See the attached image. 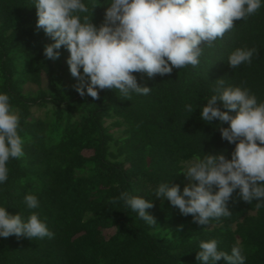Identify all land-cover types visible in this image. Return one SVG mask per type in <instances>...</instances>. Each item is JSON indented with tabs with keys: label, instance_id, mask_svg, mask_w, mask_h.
Segmentation results:
<instances>
[{
	"label": "trees",
	"instance_id": "trees-1",
	"mask_svg": "<svg viewBox=\"0 0 264 264\" xmlns=\"http://www.w3.org/2000/svg\"><path fill=\"white\" fill-rule=\"evenodd\" d=\"M35 2L0 0V93L18 109L24 151L8 161L0 206L24 220L38 214L54 236L0 237V264H201L199 243L212 239L229 254L239 243L244 264H264V206L243 201L239 189L228 201L232 214L206 226L155 196L161 183L178 184L181 192L194 183L179 174L181 162L194 155L222 152L231 159L235 144L219 130L229 124L200 117L216 80L247 88L264 102V0L211 47L202 43L197 66L152 78L133 73L139 85L151 88L149 94L132 92L126 99L116 89H103L96 100L72 87L77 81L63 46L57 60L45 58L44 46L53 41L36 29ZM82 2L90 9L98 5L89 15L99 27L111 0ZM237 48H256L258 54L250 65L232 68L228 58ZM27 84L37 89L26 90ZM218 106L225 110L222 102ZM122 192L150 200L154 206L146 211L157 224L149 226L123 200L110 202ZM29 194L38 208H27Z\"/></svg>",
	"mask_w": 264,
	"mask_h": 264
},
{
	"label": "clouds",
	"instance_id": "clouds-1",
	"mask_svg": "<svg viewBox=\"0 0 264 264\" xmlns=\"http://www.w3.org/2000/svg\"><path fill=\"white\" fill-rule=\"evenodd\" d=\"M36 29H42L53 42L44 46V56L57 60L63 46L69 56L66 60L70 74L76 79L72 87L83 97L99 99V90L116 89L126 99L130 94L147 95L151 88L137 83L133 73L147 74L149 78L170 74L173 68L197 66L202 55V43L211 47L218 38L234 27V22L255 14L261 0H111L104 21L97 27L90 17L91 9L82 0H36ZM258 54L256 48H237L229 58L232 68L251 64ZM83 70V74L81 73ZM215 94L201 107L200 117L211 123L218 120L229 127H220L222 139L235 144L231 159L221 153L194 155L182 161L183 174L189 183L180 190L178 184L161 183L155 196L163 197L184 216L191 215L199 225H208L211 219L228 217L232 212L228 201L235 190L243 201H257L264 206V102L258 103L247 88L225 87V81L216 80ZM222 102L223 109L218 106ZM187 111L193 112L191 105ZM18 109L10 104V97L0 93V184L8 180L10 159L24 156L23 140L18 133ZM27 208L36 209L35 195H26ZM123 200L149 226L157 221L147 209L150 200L122 192L111 203ZM182 230L183 226H179ZM12 235L29 239L48 237L49 231L38 214L24 220L18 213L0 206V237ZM196 259L201 264H244L242 246L237 243L231 253L218 250V241H200Z\"/></svg>",
	"mask_w": 264,
	"mask_h": 264
},
{
	"label": "rangeland",
	"instance_id": "rangeland-1",
	"mask_svg": "<svg viewBox=\"0 0 264 264\" xmlns=\"http://www.w3.org/2000/svg\"><path fill=\"white\" fill-rule=\"evenodd\" d=\"M46 82H47V81H46V77H44L43 86L46 85ZM25 89H26V90H32V91H35V90L37 89V87H36L35 85L27 84V85H25ZM33 109H34V114H35V115H38V114L40 113V110L37 109L36 107H34ZM85 153H86V154H90L89 151H85ZM111 232H112V230H109V231H107V234H109V233H111Z\"/></svg>",
	"mask_w": 264,
	"mask_h": 264
}]
</instances>
